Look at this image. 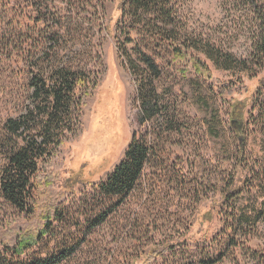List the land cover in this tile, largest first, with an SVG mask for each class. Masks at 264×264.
<instances>
[{
    "label": "rangeland",
    "instance_id": "obj_1",
    "mask_svg": "<svg viewBox=\"0 0 264 264\" xmlns=\"http://www.w3.org/2000/svg\"><path fill=\"white\" fill-rule=\"evenodd\" d=\"M20 1L24 7L26 0H0V30L20 21ZM166 3L174 12L168 21L128 13L121 23L120 0L36 5L42 12L32 20L47 21V37L56 42L48 60L86 73L96 86L55 171V188L68 196L65 223H54L21 260L72 250L62 264H147L144 253L169 242L175 254L151 264H264V0ZM182 43L202 55L209 79L173 58L172 47ZM16 53L6 58L0 49V118L19 89ZM141 89L157 107L144 121ZM230 98L246 106L244 148L230 126ZM133 137L152 155L116 208V198H103L92 185L125 159ZM231 189L236 194L222 200ZM104 199L109 216L93 229ZM42 223L40 211L26 215L0 201V251ZM210 238L214 243L202 244Z\"/></svg>",
    "mask_w": 264,
    "mask_h": 264
},
{
    "label": "trees",
    "instance_id": "obj_2",
    "mask_svg": "<svg viewBox=\"0 0 264 264\" xmlns=\"http://www.w3.org/2000/svg\"><path fill=\"white\" fill-rule=\"evenodd\" d=\"M1 1L6 2L5 6H8V2L12 0ZM40 1L26 0L24 7V2L20 1L19 6L17 5L20 12L15 13L20 16V21L17 24L15 22L13 26L7 23L4 31L0 30V49L6 51V58L11 57L10 50H16L20 63V67L16 69L19 89L11 96L12 113L7 111L6 115L0 118V201L26 215L40 211L43 223L37 233L25 234L17 238L18 240L2 245L5 250L0 251V264H62L72 253L70 250L48 259H20L26 251L37 246L44 236L51 233L54 223H65L64 205L68 196L55 188V171L61 166L65 143L77 137L80 132L85 101L96 86L95 81H89L86 73L48 60L53 52L52 44L56 42L52 37H47V21L32 20L33 14L42 12L36 6ZM257 1L250 0L252 4ZM126 7L131 12L127 11ZM28 9L30 11H27ZM119 11L118 23H121L128 13L129 16L143 21L156 17L165 22L174 16L166 0H120ZM261 21L264 24V20ZM262 40L264 42V38ZM262 51L264 52V47ZM37 55L42 57L39 66L34 62ZM172 56L179 62L189 64L198 77L206 80L210 78V69L205 59L185 43L174 45ZM260 83L263 86L264 80ZM138 98L141 102L142 121L150 119L157 107L151 104L146 90L143 92L141 89ZM228 100L227 114L230 126L235 130L234 136L238 145L244 148L246 106L232 98ZM250 116L255 120L254 115L250 113ZM151 155L150 147L136 141L134 137L131 138L124 153L125 159L113 168L105 181L92 185L94 193L106 199L116 198L117 202L113 205L119 207L134 191L141 170ZM229 192L223 195L222 200L226 201L236 194L235 189ZM36 194L41 197L39 205L36 202ZM106 199L91 225L93 229L104 224L109 216L106 212ZM221 231L223 232V229ZM213 238L203 239L202 244L214 243ZM157 247L161 251L151 249L150 253H144L147 264H151L157 257L164 259L166 252L173 256L177 245L166 242Z\"/></svg>",
    "mask_w": 264,
    "mask_h": 264
}]
</instances>
